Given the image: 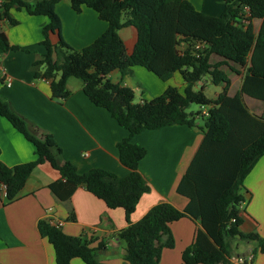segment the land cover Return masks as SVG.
I'll return each instance as SVG.
<instances>
[{
  "label": "trees",
  "instance_id": "1",
  "mask_svg": "<svg viewBox=\"0 0 264 264\" xmlns=\"http://www.w3.org/2000/svg\"><path fill=\"white\" fill-rule=\"evenodd\" d=\"M59 1L0 0V21L17 24L12 9L48 17L42 28L45 52L32 63L37 69L35 77L49 81L51 97L56 101L70 95L69 77L81 80L88 99L106 109L127 130L128 136L117 143V151L129 172L124 176L103 168L78 172L71 161L62 158L52 134L20 115L0 94V116L33 144L36 155L13 166L0 160V185L6 187L3 203L22 197V188L33 169L48 162L60 175L48 184L59 201L69 199L78 186L84 185L108 208L124 210L127 224L114 237L124 244L125 264H160L162 249L174 247L170 224L182 217L200 225L191 244L182 251V264H231L228 258L234 251V239L256 240L259 250L264 251V239L239 230L243 179L264 155V117L251 113L243 99L247 95L264 102V0H222L223 10L218 16L197 10L189 0H68L75 12L86 5L107 22L105 32L81 50L60 41L51 43L48 38V32L57 25L52 7ZM253 20L260 21L257 28ZM128 25L137 31L129 54L118 33ZM7 48L0 37V54ZM212 55L218 59L211 62ZM136 65L163 81L177 71L185 87L179 91L168 85L161 94L135 102L132 88L113 82L107 75L113 70L121 76L130 74ZM225 65L236 72L233 65L245 67L241 87L233 95L228 94L230 79ZM205 76L212 84L222 85L214 98L203 92ZM192 103L208 107V115L188 112ZM198 116L203 119L201 125L196 121ZM171 124L194 126L203 133L176 187L188 203L178 209L161 201L131 222L130 214L150 187L138 171L146 149L131 143L130 137ZM37 228L52 245L56 264H72L74 257L85 264H104L96 256L103 243L95 248L91 240L64 233L46 217L38 220Z\"/></svg>",
  "mask_w": 264,
  "mask_h": 264
},
{
  "label": "crops",
  "instance_id": "2",
  "mask_svg": "<svg viewBox=\"0 0 264 264\" xmlns=\"http://www.w3.org/2000/svg\"><path fill=\"white\" fill-rule=\"evenodd\" d=\"M33 1V0H31ZM193 6L208 15L218 16L223 4L213 6L212 0H189ZM52 11L57 25L48 32L51 43L63 42L69 48L81 50L102 35L107 22L98 17L97 12L83 5L75 12L68 0H60ZM18 23L10 25L0 21V37L8 48L0 54V94L5 96L15 111L41 130L52 134L62 150V158L71 161L78 172L91 168H103L119 176L127 175L129 169L118 157L117 143L128 136L110 113L94 105L82 90L81 80L67 79L70 95L62 101L51 97L49 81L36 78L33 61L45 52L42 28L48 22L46 15H30L25 10L11 11ZM259 20H253L255 28ZM129 54L135 45L137 31L128 25L118 31ZM12 46L13 48H10ZM16 47V48H14ZM184 44L180 46L183 48ZM218 58L211 56L210 61ZM238 72L223 67L230 85L228 94H235L241 87L245 67L233 65ZM11 78V84L5 78ZM113 82H120L133 89L135 97L149 100L161 94L168 85L182 91L185 82L179 72L166 81L142 66L136 65L130 74L121 76L118 70L107 75ZM203 92L210 82L203 79ZM211 83V82H210ZM214 98L222 85H216ZM198 86H195V89ZM249 111L264 117V102L243 95ZM200 107L197 111H200ZM200 124V123H199ZM201 125V124H200ZM203 133L194 126L171 124L158 129H147L130 137V142L142 145L145 155L138 162V171L149 185L150 190L140 197L131 222L138 221L154 204L165 201L178 209H183L188 198L177 193V184L186 171L190 160L198 148ZM36 157L33 144L18 132L8 120L0 116V160L8 166L27 162ZM60 177L59 172L48 162L36 166L22 188V197L8 204L3 203L0 192V264H56L54 249L46 237L38 232L37 222L46 217V212L58 222L68 235H82L91 240V246L98 247L97 259L104 264H125L124 244L115 239L114 234L126 226L124 210L120 207L108 208L104 201L90 193L84 185L78 186L71 197L59 201L48 188V184ZM239 230L244 234H257L264 239V155L243 179L241 190ZM198 221L182 217L170 224L174 236V247L163 248L160 264H182L181 254L194 239L199 227ZM249 240V239H248ZM248 244L245 251L252 252L250 264H264V251H260L257 241ZM244 251V252H245ZM72 264H85L74 257Z\"/></svg>",
  "mask_w": 264,
  "mask_h": 264
},
{
  "label": "built area",
  "instance_id": "3",
  "mask_svg": "<svg viewBox=\"0 0 264 264\" xmlns=\"http://www.w3.org/2000/svg\"><path fill=\"white\" fill-rule=\"evenodd\" d=\"M245 8V7H244ZM196 47H198V45H196ZM5 83L7 85H10L11 84V78L10 77H6L5 78ZM200 111H201V114L202 116L206 117L208 115V107L206 106H201L200 107ZM5 185L4 184H1L0 185V192L4 195L5 194ZM50 211L46 212L45 216L46 218L52 223V224H55V225H59L60 226V222L56 221L52 216L51 214H49ZM252 258H253V255L250 251H248V253L246 254H243V253H240V252H236V251H233L231 253V255L229 256V261L231 264H250L251 261H252Z\"/></svg>",
  "mask_w": 264,
  "mask_h": 264
},
{
  "label": "rangeland",
  "instance_id": "4",
  "mask_svg": "<svg viewBox=\"0 0 264 264\" xmlns=\"http://www.w3.org/2000/svg\"><path fill=\"white\" fill-rule=\"evenodd\" d=\"M214 4V5H213ZM222 4V0H212V5L213 6H216V5H220ZM212 61H214V59H212ZM206 77V76H205ZM204 77V78H205ZM76 80H79V79H76ZM217 90V87L216 85L212 84V83H208L206 85V90H205V93L208 95V96H212L213 95V92ZM138 98L135 97L134 100H137ZM199 109V105L195 104V103H192L189 105V107L187 108V111L188 112H196L197 110ZM196 121L200 124L203 123V119L201 116H198L196 118ZM253 241L251 240H240V239H234L233 241V245H232V249L236 252H244L248 246V244L250 245H253Z\"/></svg>",
  "mask_w": 264,
  "mask_h": 264
},
{
  "label": "water",
  "instance_id": "5",
  "mask_svg": "<svg viewBox=\"0 0 264 264\" xmlns=\"http://www.w3.org/2000/svg\"><path fill=\"white\" fill-rule=\"evenodd\" d=\"M243 254H246V253H248V251H245V252H242Z\"/></svg>",
  "mask_w": 264,
  "mask_h": 264
}]
</instances>
